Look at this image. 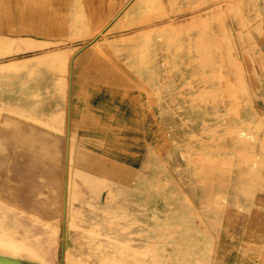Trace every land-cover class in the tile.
<instances>
[{
  "label": "rangeland",
  "instance_id": "374dc122",
  "mask_svg": "<svg viewBox=\"0 0 264 264\" xmlns=\"http://www.w3.org/2000/svg\"><path fill=\"white\" fill-rule=\"evenodd\" d=\"M146 1L35 0L34 9L41 6V16L29 23L32 29L38 26L39 32L28 34L49 42L33 40L29 44L27 39L17 38L18 47L13 51H0V63L23 60L8 64L7 74L0 72V114L18 116L22 112L19 118L46 129V123L41 125L43 118L55 122L51 126L59 131L62 114H49L64 99L65 91L62 94L59 88L65 90V78L73 64L87 68L91 74L87 77L96 83L116 82L124 93L132 95L141 110L152 114L151 123L146 122L141 130L140 141L144 143L136 146L143 152L142 160L135 164L110 159L100 139L91 140L90 146L85 144L79 123L76 126L71 121V136L64 128L60 135L63 145L57 144L65 150L69 140L65 162L72 182L70 230L63 231V219L47 220L39 216V208L34 210L39 215H33L12 200L1 198L0 236L4 243H0V249L18 251L37 263L73 264L64 253L63 243L68 240L70 246L91 254V261L99 263L115 255L123 262L114 264H125L128 246L141 249L155 244L160 248L139 254V250L129 248L136 252L134 264H195L197 257L207 255L214 258L213 264L220 260L225 264H264V0ZM162 5L165 10H161ZM9 19L8 15L0 17V37L18 36L19 32L9 30ZM105 44L115 46L95 51V45ZM58 49L64 52L55 58L47 57ZM80 54H86L83 61ZM31 145L34 150L41 146L40 142ZM21 157L11 160L7 178L28 179V160ZM28 162L32 167L37 165L33 160ZM0 172L4 173V169ZM88 173H92L89 181ZM93 174L97 179L102 176V181L107 177V182L101 181L97 187ZM8 190L4 186L0 192L5 195ZM59 191L46 185L42 196L52 199ZM59 200L51 202L56 209L60 208L55 203ZM42 204L50 214V206ZM4 222L11 226L5 227ZM25 237H29L38 254L16 250L13 240ZM99 243L101 248L91 247ZM210 246L213 252L204 254Z\"/></svg>",
  "mask_w": 264,
  "mask_h": 264
},
{
  "label": "bare ground",
  "instance_id": "6f19581e",
  "mask_svg": "<svg viewBox=\"0 0 264 264\" xmlns=\"http://www.w3.org/2000/svg\"><path fill=\"white\" fill-rule=\"evenodd\" d=\"M125 1V0H124ZM146 1V0H145ZM148 1V0H147ZM146 1V2H147ZM155 1V0H154ZM17 2V4H16V6L17 7H19L20 8V2H18V1H16ZM3 3V2H2ZM68 3V2H67ZM84 3V2H83ZM160 3H162V2H160ZM159 3V4H160ZM152 4H154V3H152ZM171 4V3H170ZM156 5H157V3H156ZM1 6H3V4H1ZM155 6V5H154ZM82 9H83V7H81ZM147 8V7H146ZM146 8H144V9H146ZM159 8V7H158ZM161 8H163V5H162V7ZM160 8V9H161ZM166 9V8H165ZM164 8L163 9H161V10H165ZM166 12V11H165ZM168 12V11H167ZM167 12H166V15H167ZM142 13H144V12H142ZM146 13V12H145ZM153 13H155V12H153ZM160 13V12H159ZM97 14H99V13H97ZM137 14V13H136ZM141 14V13H140ZM165 14V13H164ZM163 14V15H164ZM135 15V14H134ZM134 15H132V16H134ZM139 15V13L137 14V16ZM145 14H143L142 16H144ZM165 15V16H166ZM88 16V15H87ZM101 16V15H100ZM129 16H131V15H129ZM135 17V16H134ZM134 17H131V18H134ZM140 17V16H139ZM130 18V19H131ZM142 18V17H141ZM145 18V17H144ZM143 18V19H144ZM149 18H150V16H149ZM18 19V22L20 23V22H23V23H21V24H19L18 23V26H16L15 28H12L13 29V31H15V32H26V29H27V23H26V21L24 20L23 21V18L21 19V21H19V17L17 18ZM96 19H98L97 17H96ZM101 19V18H100ZM100 19H99V22H100ZM104 19V18H103ZM102 19V20H103ZM126 19V18H125ZM127 19H128V17H127ZM129 19V20H130ZM137 18H135V20H136ZM138 19H140V18H138ZM137 19V20H138ZM111 21V20H110ZM141 21V20H140ZM86 22V21H85ZM91 21H89V23H90ZM113 22H114V20H113ZM132 22V21H131ZM166 23V22H165ZM164 23V24H165ZM168 23V22H167ZM169 23H171V22H169ZM116 24V23H115ZM118 24V23H117ZM131 24V23H130ZM133 24V23H132ZM137 24V23H136ZM172 24V23H171ZM90 25H91V23H90ZM93 25V24H92ZM127 25V24H126ZM173 25V24H172ZM98 26H99V24H98ZM120 26V25H119ZM125 26V25H124ZM129 26V25H128ZM90 27V26H89ZM131 27V26H130ZM159 27V26H158ZM162 27V26H161ZM164 27V26H163ZM165 27H169V26H165ZM112 28H114V27H112ZM115 28L117 29V26H115ZM103 29V28H102ZM147 29V28H146ZM152 29V28H151ZM159 29H162V28H159ZM100 30V29H99ZM107 30V29H106ZM37 32H38V30H36ZM43 31V29L41 28V32ZM113 31V30H112ZM139 31V30H138ZM141 31V30H140ZM94 32H96V31H94ZM99 33H101V31H98ZM106 32V31H105ZM108 32V31H107ZM111 32V31H110ZM146 32V31H145ZM92 33V32H91ZM98 33V34H99ZM104 34V33H103ZM107 34V33H106ZM144 34V33H143ZM8 35V34H7ZM89 35V34H88ZM87 35V36H88ZM105 35V34H104ZM103 35V36H104ZM128 35V34H127ZM136 35V34H135ZM134 35V36H135ZM147 35V34H146ZM91 36V35H90ZM98 36V35H97ZM149 36V35H148ZM83 37V36H82ZM85 37V36H84ZM100 37V36H99ZM129 37V36H128ZM143 37V36H142ZM146 37V36H145ZM27 39L28 40V42L30 41H32V42H40L41 43V41L43 42V41H45V43H47V42H49L48 40H44V39H41V40H37L36 38H34V37H31V36H27V35H19V36H16V37H10V36H3V37H0V49L2 50V48L3 49H8L9 51L10 50H12L13 51V49L15 48V47H18V45H17V42H16V39ZM117 38V37H116ZM125 38V37H124ZM136 38V37H135ZM141 38V37H140ZM40 39V38H39ZM72 39V38H71ZM70 39V40H71ZM98 39V38H97ZM115 39V38H114ZM123 39V38H122ZM132 39V38H131ZM27 40H25V41H27ZM33 40H35V41H33ZM103 40V39H102ZM102 40H99V41H102ZM105 40V39H104ZM106 40H108V39H106ZM117 40V39H116ZM115 40V41H116ZM134 40V39H133ZM146 40H147V37H146ZM56 41V40H55ZM58 41H59V39H58ZM67 41V40H66ZM121 41V40H120ZM140 41H141V39H140ZM32 42L31 43H29V44H32ZM117 42V41H116ZM122 42V41H121ZM133 42V41H132ZM138 42V41H137ZM94 43V42H93ZM93 43H89L90 44V46H93V45H91V44H93ZM98 42L96 41V44H97ZM107 43H108V41H107ZM110 43V42H109ZM113 43V42H112ZM118 43H120V42H118ZM44 44V43H43ZM114 44H115V42H114ZM117 44V43H116ZM35 45H40L39 43H36ZM34 45V46H35ZM47 45V44H46ZM138 45V44H137ZM31 46V45H30ZM33 45L31 46V47H34ZM88 46V45H87ZM113 46H115V45H113V44H108V45H95L94 46V49H95V51L97 50L98 52L99 51H107V50H110ZM121 46H123V45H121ZM48 47V46H47ZM77 47V46H76ZM83 47V46H82ZM120 47V46H119ZM118 47V48H119ZM35 48V47H34ZM117 48V47H116ZM114 50H117V49H115V47H114ZM119 50V49H118ZM118 50H117V52H118ZM7 51V50H6ZM53 52H49L48 53V55H47V57H51V56H54L53 58H55L56 56H58V54H60V53H62V52H64L63 50H60V49H58V51L57 50H52ZM146 51V50H145ZM148 51V50H147ZM116 52V53H117ZM3 53V52H2ZM108 53V52H107ZM110 53V52H109ZM108 53V54H109ZM114 53L115 52H112V53H110L109 55H111V54H113L114 55ZM115 53V54H116ZM148 53H149V51H148ZM95 54V53H94ZM97 54V53H96ZM101 54V53H100ZM99 54V55H100ZM103 54V53H102ZM105 55V54H104ZM108 55V56H109ZM112 55V56H113ZM118 55V54H117ZM37 56H39V54H37V55H32V56H30V57H28V59H31V58H35V57H37ZM93 55H91V57H92ZM148 56V55H147ZM110 57V56H109ZM93 58V57H92ZM26 59V58H25ZM24 59V60H25ZM113 59V58H112ZM112 59H110V61L112 60ZM95 60V59H94ZM93 60V61H94ZM99 60H100V57H99ZM109 60V59H108ZM21 61H23L22 59H13V60H9V61H4V62H1L0 63V72L2 73V74H7L6 73V68H7V65L8 64H14V63H18V62H21ZM66 61V60H65ZM81 61H83V60H81ZM101 61V60H100ZM107 61V60H106ZM60 62V61H59ZM102 62V61H101ZM100 62V63H101ZM108 62V61H107ZM57 63V62H56ZM70 63H71V61H70ZM78 63H79V61H78ZM102 64V63H101ZM71 65V64H70ZM81 65V64H80ZM98 65V64H97ZM102 66V65H101ZM74 67V66H73ZM72 67V68H73ZM77 67V66H76ZM95 67V66H94ZM98 67V66H97ZM65 69H66V67H65ZM71 69V68H70ZM75 72V71H74ZM77 73V72H76ZM12 74V73H11ZM9 75V74H8ZM14 75V74H13ZM58 75V74H57ZM108 75V74H107ZM66 76V75H65ZM108 76H110V74L108 75ZM17 77V76H16ZM38 77V76H37ZM36 77V79H38ZM59 77V76H58ZM58 77H56L57 79H58ZM68 77V76H67ZM66 77V78H67ZM34 77H32V79H33ZM76 78V77H75ZM101 78V77H100ZM103 78V77H102ZM224 78V77H223ZM39 79H41V78H39ZM68 79V78H67ZM66 79V80H67ZM109 79V78H108ZM10 80H12V79H10ZM27 80V79H26ZM19 81H21V80H19L18 79V82ZM23 81H25V80H23ZM35 81V80H34ZM37 81V80H36ZM47 81H49V80H47ZM52 81H53V79H52ZM56 81V80H55ZM68 81V80H67ZM12 82V81H11ZM26 82V81H25ZM24 82V83H25ZM30 82H32V80L30 81ZM40 82V81H39ZM38 82V83H39ZM57 82V81H56ZM60 82V81H59ZM1 83V82H0ZM28 83V82H27ZM16 84V83H15ZM44 84H45V81H44ZM57 84H58V82H57ZM4 85V84H3ZM6 85V84H5ZM18 85V84H17ZM25 85H26V83H25ZM38 85V84H37ZM36 85V86H37ZM60 86V85H59ZM62 86V85H61ZM22 87V86H21ZM20 87V88H21ZM27 87H29V86H27ZM35 87V86H34ZM45 87V86H44ZM49 87V86H48ZM57 87H58V85H57ZM2 88H4V87H2ZM15 88V87H14ZM19 88V89H20ZM37 88V87H36ZM63 88H64V86H63ZM69 88H70V86H69ZM8 89V88H7ZM24 89H26L25 88V86H24ZM38 89H40L39 87H38ZM66 89L67 88H65V90H62V87H60L59 88V91H62V94H63V91H65L66 92ZM6 90V89H5ZM16 90V89H15ZM18 90V89H17ZM30 90V89H29ZM34 90H35V88H34ZM41 90V89H40ZM45 90H47L46 89V87H45ZM7 91H9V90H7ZM21 91H22V89H21ZM36 91H38V90H36ZM49 91V90H48ZM11 92V91H10ZM41 92V91H40ZM12 93V92H11ZM17 93V92H16ZM42 94H43V92H42ZM49 94V93H48ZM65 94V93H64ZM44 95H45V93H44ZM47 95V94H46ZM28 96V95H27ZM66 96V95H65ZM26 97V96H25ZM29 97V96H28ZM30 97H31V95H30ZM43 98H45V97H43ZM66 98V97H65ZM24 99V98H23ZM35 99V98H34ZM37 99V98H36ZM33 100V99H32ZM62 100V99H61ZM9 101V100H8ZM18 101H20V100H18ZM26 101V100H25ZM38 101V100H37ZM69 101H71V100H69ZM10 102V101H9ZM8 102V103H9ZM12 102V101H11ZM10 102V103H11ZM22 102V101H21ZM28 103V102H27ZM36 104V103H35ZM34 104V105H35ZM38 104H39V102H38ZM38 104H36L35 105V107L38 105ZM34 105H33V107H34ZM8 106V105H7ZM22 106V105H21ZM10 107V106H9ZM19 107V106H18ZM17 107V108H18ZM32 106H31V108L30 109H32L33 108ZM41 107H42V105H41ZM57 107H58V105H57ZM11 108V107H10ZM9 109V108H8ZM7 109V110H8ZM26 109V108H25ZM12 110V109H11ZM43 110V109H42ZM37 111V110H36ZM68 111V110H67ZM21 112V111H20ZM20 112H18V113H20ZM41 112V111H40ZM16 114V113H15ZM66 114H67V112H66ZM20 115V114H19ZM18 115V116H19ZM21 115H22V112H21ZM20 115V116H21ZM32 115V114H31ZM34 115H35V113H34ZM50 116L49 117H54V116H57V115H59V114H54L53 112H50V114H49ZM54 115V116H53ZM17 115H14V114H12V113H9V112H5V113H2V114H0V171H1V169H4V173H1L0 172V189L2 188V187H4V186H8V193L7 194H5V195H3L1 192H0V199L1 198H8V199H10V200H12L16 205L15 206H17V207H21V208H23V207H25V208H27V210L28 211H30V212H32L33 213V215L34 214H37V215H39L38 213H36L34 210H35V208H39L40 210L39 211H37V212H39V213H41V215H39V216H41V217H44L45 219H47V220H53V219H57V220H59V222L63 219V228H64V232H68V230H70L69 229V221H70V218L71 217H69V215H70V209H71V203H70V201H71V195H70V192H71V183L72 182H70V177L68 176V174H67V169H66V162H65V157H66V152L68 151V148H69V140H68V145H67V147L65 148V150H61V148L59 147L58 148V146H57V144L60 142V140H59V138L57 137V136H55L53 133H52V124H54L55 122H48L47 120H45V119H43V118H41V125H42V122H44V123H46V124H44V126H46V128H47V131H45V132H41V130H38L37 128H35V127H33V124L31 125V124H29L28 122H26L25 120H23V119H21V118H19ZM23 116V115H22ZM21 116V117H22ZM28 116V115H27ZM39 116V115H38ZM43 116V115H42ZM61 116V115H60ZM63 116V115H62ZM32 117V116H31ZM33 118V117H32ZM48 119V118H47ZM53 119V118H52ZM61 119H64V118H61ZM56 120H58V119H56ZM57 122V121H56ZM60 122V121H59ZM63 122V121H62ZM58 123V122H57ZM61 123V122H60ZM52 125V126H51ZM64 125V124H63ZM55 126H56V124H55ZM60 126V125H59ZM60 127H62V125L60 126ZM66 128V127H65ZM58 129V125L56 126V130ZM54 130V129H53ZM64 130V129H63ZM42 131H44V129L42 130ZM118 136V135H117ZM61 137V136H60ZM36 142H40V144H41V146H40V150H41V152L39 151V149H37V150H34V148H33V146L31 145V144H33V143H36ZM75 142V141H74ZM74 142H72V143H74ZM83 148V147H82ZM91 149V148H90ZM156 150V149H155ZM29 152L30 153H32V155L29 157L28 156V154H29ZM84 152V151H83ZM89 152V151H88ZM17 155H20V156H22V157H24V158H26L28 161L29 160H33V161H35V162H37L36 164V166L35 167H32V165L28 162V161H25V164L27 165V169L29 168V172H30V175H29V177H28V179H25L24 177L22 178V180H20L19 179V181H18V179H16V178H10V175H9V177L7 178V175L9 174V173H11L10 171H11V169H12V162H11V160L14 158V157H17ZM99 155V154H98ZM93 156V155H92ZM21 157V158H22ZM95 157V156H94ZM96 158V157H95ZM99 158V157H98ZM97 159V158H96ZM102 160L104 159V158H101ZM98 160V159H97ZM101 160V162H103ZM92 161V160H91ZM100 161V160H99ZM98 161V162H99ZM43 163H44V167L42 166L43 165ZM82 163V162H81ZM91 163V162H90ZM124 163V162H123ZM158 163V162H157ZM83 164V163H82ZM81 164V165H82ZM80 165V166H81ZM92 165V164H91ZM106 165V164H105ZM241 165V164H240ZM39 168H38V167ZM76 166V165H75ZM79 166V165H78ZM83 166V165H82ZM93 166V165H92ZM68 167H70V169H71V165L69 164V166ZM88 167V166H87ZM161 167V166H160ZM75 168V167H74ZM83 168V167H82ZM85 168V167H84ZM90 168V167H89ZM163 168V167H162ZM80 169H81V167H80ZM120 169H121V167H120ZM72 170V169H71ZM79 170V169H78ZM101 170H102V168H101ZM68 171H69V169H68ZM82 171V170H81ZM105 171V170H104ZM104 171H103V173H104ZM86 172V171H85ZM88 172V171H87ZM98 173V172H97ZM103 173H101V174H103ZM113 173V172H112ZM71 174V173H70ZM69 174V175H70ZM92 173H90V175H91ZM88 175H89V173H88ZM90 175L88 176V181H89V179H90ZM94 175V174H93ZM97 175V174H96ZM104 175V174H103ZM35 176H40L41 177V179H37V177H35ZM71 176V175H70ZM77 176V175H76ZM86 177V176H85ZM92 177V176H91ZM109 177V176H108ZM93 182L95 181V185H96V183H97V187H99L98 186V183H100L102 180V176H100L99 177V179H97V177H95V175L93 176ZM107 178V177H106ZM106 178L104 179V181H102V183L104 182L105 183V181H106ZM86 181V183H87V178L85 179ZM110 180V179H109ZM115 180V179H114ZM164 180V179H163ZM97 181V182H96ZM76 182V181H75ZM93 182H91V183H93ZM107 182V181H106ZM89 183V182H88ZM103 183V184H104ZM29 185L28 186V188L26 187V185ZM74 184V183H73ZM46 185H51L52 187H54V189L55 188H58L60 191L59 192H57L54 196H53V198L52 199H50V198H48V197H46V196H42V191L43 190H45V187H46ZM91 185V184H90ZM101 185V184H100ZM113 185V184H112ZM94 186V185H93ZM105 186V185H104ZM107 187H109V186H107ZM107 187H105V188H107ZM158 187V186H157ZM89 188H92V187H89ZM94 188V187H93ZM105 188H103V190L105 189ZM96 189V188H95ZM181 189V188H180ZM49 190V189H48ZM75 190V189H74ZM111 190V189H110ZM178 190V189H177ZM95 191V190H94ZM102 191V190H101ZM121 191V190H120ZM180 191H182V190H180ZM77 192V191H76ZM92 192V191H91ZM96 192V191H95ZM112 192H114V191H112ZM65 193H67L68 194V196H66L65 198H64V195H65ZM157 193V192H156ZM174 193V192H173ZM180 193V192H179ZM92 194V193H91ZM95 194V193H94ZM114 194H115V192H114ZM150 194V193H149ZM83 196H84V194H82ZM151 195V194H150ZM114 196V195H113ZM116 196V195H115ZM88 197V196H87ZM57 198H60L61 200H59L58 202H55L56 203V205H57V207H60V208H58V209H56V208H54L53 207V205H52V201H57ZM94 198V197H93ZM97 198H98V195H97ZM102 198V197H101ZM109 198V197H108ZM149 198V197H148ZM82 199V198H81ZM111 199V198H110ZM114 199V198H113ZM3 200V199H2ZM127 200V199H126ZM125 200V201H126ZM140 200V199H139ZM147 200V199H146ZM153 200V199H152ZM73 201H75V200H73ZM114 201V200H113ZM135 201V200H134ZM144 201V200H143ZM142 201V202H143ZM148 201H150V200H148ZM148 201H146V202H148ZM43 202H46L49 206H50V211H51V213L49 214V213H47L46 212V210L43 208ZM106 202V201H105ZM122 202V201H121ZM140 202V201H139ZM124 203V202H123ZM126 203V202H125ZM95 204V203H94ZM132 204V203H131ZM135 204V203H134ZM143 204V203H142ZM47 205V206H48ZM120 205V204H119ZM147 205V204H146ZM127 206V205H126ZM144 206H145V204H144ZM125 207V206H124ZM138 207V206H137ZM100 208V207H99ZM112 208V207H111ZM116 208V207H115ZM126 208V207H125ZM129 208V207H128ZM144 207H142V209H143ZM75 209V208H74ZM77 209V208H76ZM108 209V208H107ZM130 209V208H129ZM144 209H147V207L146 208H144ZM73 210V209H72ZM108 210H110V209H108ZM128 210V209H127ZM132 210V209H131ZM138 210V209H137ZM141 210V209H140ZM10 211V210H9ZM103 211V210H102ZM124 211V210H123ZM145 211V210H144ZM23 212V211H22ZM82 212H84V211H82ZM104 212V211H103ZM115 212V211H114ZM113 212V213H114ZM118 212V211H117ZM126 212H128V211H126ZM129 212H130V210H129ZM134 212H137V211H134ZM138 212H139V210H138ZM141 212H143V211H141ZM97 213V212H96ZM111 213V212H110ZM116 213V212H115ZM122 213V212H121ZM145 213V212H144ZM7 214V213H6ZM73 214V213H72ZM86 214H89V212L88 213H86ZM105 214V213H104ZM109 214V213H108ZM129 214V213H128ZM134 214V213H133ZM8 215V214H7ZM75 215V214H74ZM78 215V214H77ZM125 215V214H124ZM139 215V214H138ZM144 215V214H143ZM17 216V215H16ZM21 216V215H20ZM25 216V215H24ZM71 216V215H70ZM80 216V215H79ZM107 216V215H106ZM108 216H110V215H108ZM113 216V215H112ZM111 216V217H112ZM105 217V216H104ZM114 217V216H113ZM117 217V216H116ZM120 218H121V216H120ZM119 218V219H120ZM77 219V218H76ZM117 219V218H116ZM75 220V219H74ZM78 220V219H77ZM115 220V219H114ZM9 221V220H8ZM116 221V220H115ZM13 222H15V221H13ZM12 222V223H13ZM80 222V221H79ZM41 223V222H40ZM77 223V222H76ZM20 224V223H19ZM32 224V223H31ZM61 224V223H60ZM83 224V223H82ZM82 224H80V225H82ZM106 224H108V223H106ZM45 225V224H44ZM4 226L5 227H10L11 225H9V224H7L6 222H4ZM17 228H20L19 226H16ZM45 227V226H44ZM53 227V226H52ZM23 227H21V229H22ZM34 229H36V228H34ZM177 229V228H176ZM35 231V230H34ZM47 231H49V230H47ZM86 231V230H85ZM98 231V230H97ZM46 232V231H45ZM173 232V231H172ZM36 233V232H35ZM49 233H51V232H49ZM100 233H102L101 231H100ZM33 234V233H32ZM31 234V235H32ZM45 234V233H44ZM48 234V233H47ZM42 235H43V233H42ZM65 235H67V234H65ZM64 235V236H65ZM30 236V235H29ZM181 236V235H180ZM34 237V236H33ZM45 237V236H44ZM101 238H103V237H101ZM7 239V238H6ZM57 240H58V238H56ZM72 239H73V237H72ZM104 239H105V237H104ZM97 240V239H96ZM98 241V240H97ZM41 242V241H40ZM0 243L1 244H3L4 243V241H3V238H2V236H0ZM44 243V242H43ZM77 243V242H76ZM80 243V242H79ZM263 243V242H262ZM13 244L16 246V250H21V249H25V250H28V251H30V252H36V253H33V254H38L37 253V250H36V248L32 245V243L30 242V239H29V237H25V238H23L22 240H13ZM64 253H65V255H66V258L67 259H69V260H71V262H73V264H103L104 262H108V263H110V264H114L115 263V261H120V262H123V260H122V258H118V257H116L115 255H114V257L110 260V259H108V257L106 256V258H104V259H102L99 263L97 262V261H91L88 257H90V256H92L91 254H88V253H84L83 251H82V249L81 248H78V247H74V246H70L69 245V242H68V240L67 241H64ZM37 246H39V245H37ZM42 246H43V244H42ZM48 246V245H47ZM43 247H45V246H43ZM53 247V246H52ZM92 248H97V249H99V248H101V243H99L98 245H96V246H91ZM177 247H179V248H182V245L181 244H178V246ZM235 247V246H234ZM233 247V248H234ZM9 248V247H8ZM54 248H56V247H54ZM139 250L138 251V254L139 253H143V252H146V251H149V250H155L156 248H160L158 245H155V244H148V245H146V246H144V247H141V249H140V247L138 248V249H136V248H134L133 246L131 247V246H128V250L130 251L129 252V256H128V259H127V261L125 262V264H134L135 263V253H134V251H132L131 252V250ZM161 248H164V247H161ZM260 248V247H259ZM237 249V248H236ZM213 246H210V251L209 252H205L204 254H211L212 252H213ZM230 250H231V248H230ZM45 251V250H44ZM49 251H51V250H49ZM78 251V252H77ZM64 253H63V255H64ZM166 254V253H165ZM168 254V253H167ZM85 255H87V256H85ZM214 259V258H213ZM213 259H212V257H209L208 255L207 256H203V257H197L196 258V263L195 264H213ZM262 259H263V257H262ZM61 261V260H60ZM124 261H125V259H124ZM37 262H39L38 260L37 261H33V259H31V257H29V256H25V255H22V254H20V252H18V251H15L14 252V250L12 251H10V250H5V251H3V250H1L0 249V264H48V263H45L44 261V263H37ZM59 262V261H58ZM194 262V261H193Z\"/></svg>",
  "mask_w": 264,
  "mask_h": 264
},
{
  "label": "crops",
  "instance_id": "0c3cea01",
  "mask_svg": "<svg viewBox=\"0 0 264 264\" xmlns=\"http://www.w3.org/2000/svg\"><path fill=\"white\" fill-rule=\"evenodd\" d=\"M16 1L17 0H0V17L3 15H8L10 17L8 23L11 27L9 30L12 32V28L18 26L19 22L17 18H24L23 21L25 20L28 24L26 32L17 33L18 36H30L28 34L29 32H37L36 30H39L38 26H34L36 27L35 29L30 28V26L31 23H34L35 16H41V6L36 5V9H34L33 1L35 0H19V8L16 6ZM1 4H3V6H1ZM5 9L10 10V12H2ZM30 21L31 23H29ZM21 23L23 22L19 24ZM1 24L0 21V25ZM3 36L16 37L17 35L4 34ZM37 40H41V38ZM85 58L86 54L79 57L80 60ZM81 64L87 65L89 63ZM87 71V68L84 67H71L67 75L68 77L66 76L68 79L65 78L67 89L64 94V99L58 104L60 107L53 111L54 114L63 115L62 118L64 119L60 124L62 127L59 128V131L52 129V133L59 138L62 144V136L60 137L61 132L67 127L69 131L68 137L71 136V121L74 120L75 125L78 126L77 123H79L81 130H83L84 135L82 136V141L85 144H89L90 146L91 140L98 141L100 139L103 143L104 154L110 159L119 162H128L129 164H135L134 162L141 161L143 152L136 146L144 143V141H140V138L142 139L140 135L141 130L146 122L151 123L152 114L141 110V107L136 105L132 95L128 94V92H125V94L116 82L112 81L106 85L96 83L94 79L87 77V75L90 74ZM100 77L101 74L98 79H101ZM68 102L69 107H67ZM33 127L39 130L42 129L41 126L35 124H33ZM42 130L41 132H45L47 128L44 129V131ZM135 131H138V133H135ZM91 149L94 150L93 148ZM219 264H225V262L220 260Z\"/></svg>",
  "mask_w": 264,
  "mask_h": 264
}]
</instances>
